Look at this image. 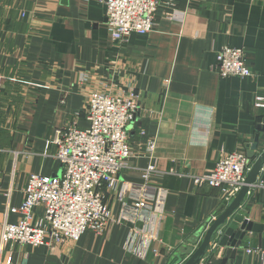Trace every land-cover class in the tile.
I'll return each instance as SVG.
<instances>
[{"label": "crops", "instance_id": "obj_1", "mask_svg": "<svg viewBox=\"0 0 264 264\" xmlns=\"http://www.w3.org/2000/svg\"><path fill=\"white\" fill-rule=\"evenodd\" d=\"M104 0H0V264H174L200 242L198 230L220 213L218 187L196 186L187 174L211 170L225 153L243 151L257 133L264 109V0L169 1L153 29L113 41L105 27ZM174 19L165 18V12ZM243 47L248 78L222 79L216 53ZM85 80H81V76ZM133 86L139 108L128 127L131 156L106 201L116 218L122 183H142V170L157 167L152 184L166 197L154 225L156 241L144 256L128 253L126 223L102 233L50 246L3 245V221L16 222L31 173L61 172L52 142L57 128L87 126L86 95ZM260 147H264V133ZM239 209L217 229L208 262L223 258L228 239L243 221L252 225L225 264H264V165ZM40 214L42 207H36ZM248 249L256 251L248 252Z\"/></svg>", "mask_w": 264, "mask_h": 264}, {"label": "built area", "instance_id": "obj_2", "mask_svg": "<svg viewBox=\"0 0 264 264\" xmlns=\"http://www.w3.org/2000/svg\"><path fill=\"white\" fill-rule=\"evenodd\" d=\"M103 4L108 34L113 41L123 43L132 33L150 32L155 25L157 9L170 2L104 0ZM164 15L174 19L172 10ZM215 58L216 72L222 79L252 76L243 47L223 46ZM85 79L81 76L82 81ZM254 106L264 109V95L255 96ZM138 108L139 95L133 86L115 94L89 92L85 105L87 126L78 128L69 124L54 131L52 142L56 146L60 174L31 173L27 177L21 205L8 208V212L18 214V219L16 222L3 221L1 243L35 247L74 242L85 231L99 234L109 222L115 221L128 225L125 250L135 256H144L149 245L156 241L154 225L166 197L163 187L152 184L151 177L158 171L157 167L149 164L142 170V183H122L119 200L122 202L126 195L131 203L122 202L116 218L106 201L107 191L116 188L120 173L128 167L131 156L128 127ZM250 166L245 152L233 151L223 154L211 170L187 174V177L196 186L218 187L221 203L225 205L244 185ZM261 186L262 183H254L250 188ZM36 207H42L40 214L35 212ZM199 264H204V260Z\"/></svg>", "mask_w": 264, "mask_h": 264}, {"label": "water", "instance_id": "obj_3", "mask_svg": "<svg viewBox=\"0 0 264 264\" xmlns=\"http://www.w3.org/2000/svg\"><path fill=\"white\" fill-rule=\"evenodd\" d=\"M257 133L251 144L247 145L246 156L251 162L250 169L245 175L244 185L236 195L225 205L221 206L220 213L211 221L203 230H198L201 239L197 247L192 250L184 260H179L174 264H199L208 259V248L214 240L217 229L227 223L228 219L239 209L243 203L250 187L257 181L262 166L264 165V147H260L261 134L264 133V115L257 118ZM59 175V174H58ZM252 230V225L248 221H243L238 229L232 231L228 242L226 255L223 258L214 259L213 257L204 262V264H225L228 258H233L237 249L240 247L242 240L247 232Z\"/></svg>", "mask_w": 264, "mask_h": 264}, {"label": "trees", "instance_id": "obj_4", "mask_svg": "<svg viewBox=\"0 0 264 264\" xmlns=\"http://www.w3.org/2000/svg\"><path fill=\"white\" fill-rule=\"evenodd\" d=\"M221 206H223V205H221Z\"/></svg>", "mask_w": 264, "mask_h": 264}]
</instances>
